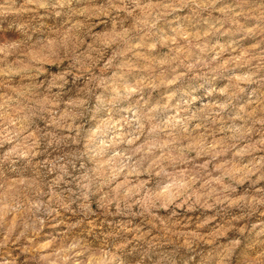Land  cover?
<instances>
[{
	"label": "clouds",
	"instance_id": "1",
	"mask_svg": "<svg viewBox=\"0 0 264 264\" xmlns=\"http://www.w3.org/2000/svg\"><path fill=\"white\" fill-rule=\"evenodd\" d=\"M0 264H264V0H0Z\"/></svg>",
	"mask_w": 264,
	"mask_h": 264
}]
</instances>
